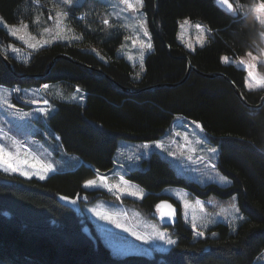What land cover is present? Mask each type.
<instances>
[{"label":"trees","instance_id":"trees-1","mask_svg":"<svg viewBox=\"0 0 264 264\" xmlns=\"http://www.w3.org/2000/svg\"><path fill=\"white\" fill-rule=\"evenodd\" d=\"M230 1L236 5V1L253 4L257 0ZM47 5L48 0H0V15L8 23L28 22L33 28L34 16L47 13ZM143 9L153 32V49L142 69L119 54L127 30L114 19L104 23L109 15L99 0H85L69 8V24L80 33V41L43 46L27 62L8 55L18 71L42 73L56 54L67 53L140 91H123L108 77L97 76L96 71L67 59H59L45 78L19 79L0 58L2 85L58 82L67 90L79 87L85 92L84 102L54 98L56 109L48 118L65 150L83 160L81 164L45 179L10 174L0 168V264H263L257 258L264 251V105L250 109L228 80L195 72L177 86L149 91L142 88L179 81L188 68V59L180 56L187 55L204 72L228 74L247 99L257 103L264 89H248L246 69L226 63L222 57L236 59L251 50L261 54L264 27L252 12H227L217 0H158L157 10L155 0H144ZM183 19L201 23L211 31L207 42L193 51L178 39ZM0 35L2 42L11 40L1 28ZM259 69L264 71V64H259ZM179 115L198 121L219 146V169L232 183L202 186L179 174L159 151L151 152L140 168L126 174L148 193L141 200L127 201L148 214L156 212L161 200L175 203L180 216L173 231L177 243L152 256L116 255L94 222L62 197L75 199L89 193L96 197V191L86 189L84 182L114 167L120 138L159 139ZM167 186H181L200 197L236 194L243 219L235 228L218 222L205 237L195 238L181 216L180 203L162 192Z\"/></svg>","mask_w":264,"mask_h":264},{"label":"rangeland","instance_id":"rangeland-1","mask_svg":"<svg viewBox=\"0 0 264 264\" xmlns=\"http://www.w3.org/2000/svg\"><path fill=\"white\" fill-rule=\"evenodd\" d=\"M84 1L72 0V3H69L68 0H48V5L46 6L48 12L42 11L34 16L33 28L30 27L28 22L19 24L8 23L0 15V28L11 39L9 42H2L3 36L0 35V50L5 55H9L18 61L27 62L32 54L43 46L51 45L58 41H80V33L69 24V8L73 5H81ZM99 1L105 6V11L109 15L107 18L109 23L111 19H114L127 30V36L119 47V54L133 65L142 69L147 53L153 49V32L146 12L143 8L139 9V11L128 9L123 0ZM261 3L262 1L260 0L255 1L253 4H243L236 1V5H234L236 11L233 12H252L264 27V13L258 16L256 12ZM145 20L146 24L144 27L147 28L149 36L144 35V27H142L141 22ZM197 25H200V27L197 28ZM13 30L17 31V36L12 35ZM58 33H61V35L58 36ZM210 35V29L201 23L192 22L189 19H183L179 23L178 39L190 51H193L197 46L204 45ZM19 37H23V39ZM149 37L152 43L151 49H143L139 44L135 43L138 39L149 42ZM45 41H48V43L45 44ZM30 44H35L37 47H29ZM259 46L261 54L251 50L236 59L229 57L226 62L235 63L246 69V87L251 90L264 89V84L257 83L258 79L264 78V71L259 69V64H264V31L261 33ZM13 48L19 49V51H13ZM92 50L102 58L96 48L92 47ZM249 64L254 65V68L249 69ZM250 71L256 73V79L249 75ZM44 84L49 85L48 89L45 90L43 88ZM17 88L20 91H14ZM54 98L84 102L85 92L79 87L67 90L65 86L58 82L26 87L0 84V144H3L5 149L13 154L15 157L13 162L21 169L19 172H14L6 165L0 163V168L3 171L23 177L26 176L22 173L28 172L30 177L27 178H40V176L35 174L39 172L40 175L47 178L53 173L73 169L82 163L83 160H78L77 155L68 153L65 150L59 135L49 125L48 118L56 109L53 103ZM45 99L48 100L51 106V111L46 118L37 119L35 116L29 117L25 115V113L34 112L38 107H47L42 103H33V101ZM192 122L202 126L198 121L179 115L159 139L135 141L120 138L114 156V167L110 171L99 173L91 179L105 176L109 184H121L120 177L123 176L125 180L129 181L130 187L144 193L142 197L144 198L148 193L147 190L140 184L129 180L126 174L135 168H140L142 160L147 158L151 152L159 151L170 159L177 172L187 179L194 180L202 186L211 183L221 186L230 185L232 179L225 175L218 166L219 146L210 140L211 138L203 127V130H201V127H197ZM156 141L161 142L163 148H158L155 144ZM144 144H148L149 147H142ZM212 148L217 149L215 154L209 151ZM172 153H175V155ZM0 158H2V154H0ZM209 158H211L210 162L216 165L215 169L208 166ZM23 161H28V163L25 164ZM37 162L51 164L53 166L52 171L43 172ZM33 165H36V167H33ZM219 176L227 177V181H221ZM87 181L84 182V187L90 191H96V197L94 193H89L82 195L80 198H75V203L69 201H66V203L68 202L69 205L75 206L80 213L87 215L94 222L98 234H101L102 240L116 255L145 254L152 256L156 252L167 251L173 246L167 243L169 238L177 242V237L173 233L175 227L162 225L157 216V211L153 214H148L127 201V199L141 200L142 198H137L127 193H118L115 190L109 191L99 183L95 186H87ZM162 192L170 195L180 203L181 216L184 222L192 228L195 238L205 237L210 228L218 222H226L235 228L240 220L243 219L236 194L229 197H221L216 194L200 197L181 186H167ZM103 193L108 195L103 196ZM184 201L188 202L187 207L184 206ZM236 208L239 211H236ZM94 209L95 211H93ZM97 213L109 215L112 219L105 220ZM193 223L196 224L195 229L192 227ZM117 224H122L124 227H117ZM125 229H131L146 237L152 236L153 239L148 242L139 240L132 235V231H126ZM197 231L204 233V235H197ZM157 232L164 233L163 240L155 235ZM210 234L215 236L216 232H211ZM257 261L264 264V251L258 256Z\"/></svg>","mask_w":264,"mask_h":264},{"label":"snow or ice","instance_id":"snow-or-ice-1","mask_svg":"<svg viewBox=\"0 0 264 264\" xmlns=\"http://www.w3.org/2000/svg\"><path fill=\"white\" fill-rule=\"evenodd\" d=\"M69 3H72V0H68ZM220 3L224 4L228 10L230 12H233V11H236V8H234L233 4L230 2V0H219ZM123 3L127 6L128 9H132V10H135V11H139V9L143 8L144 6V0H123ZM256 12L258 13V16L261 14V13H264V2H262L260 4V7H258L256 9ZM187 22V21H185ZM104 23L105 24H108L109 21L108 20H104ZM142 27H144V25L146 24V20L145 21H142ZM197 28L200 27V25H197L196 26ZM12 35L13 36H17L18 33L16 30H13L12 31ZM61 35V33H58V36ZM144 35L145 36H149V33L147 31V28L144 27ZM20 39H23V37H19ZM67 38V37H65ZM45 44L48 43V41H45L44 42ZM135 43L139 44L143 49H151L152 48V43L150 42V37H149V42H145L144 40H136ZM201 43H203V41H201ZM29 47H32V48H36L37 45L35 44H30ZM13 51H19V49H15L13 48ZM143 55V54H142ZM222 59L227 62L229 60V57L228 56H224L222 57ZM254 59V58H253ZM248 68L249 69H252L254 68V65L252 64H249L248 65ZM249 75L253 78V79H256V73L254 71H250L249 72ZM257 83L258 84H264V78H260L257 80ZM49 85L48 84H44L43 85V88L46 90L48 89ZM249 87H251V85H249ZM14 91H20V89H14ZM5 103H7V101H5ZM34 104H43L47 107H38L37 109H35L34 112H28V113H25L26 116H29V117H33L35 116L37 119L41 118V117H44L46 118L49 114V112L51 111V106L49 105V102L48 100H42V101H33ZM11 107H14V106H11ZM193 124H195L197 127H201V130L202 129V126L196 124V122H192ZM57 139H59L57 137ZM185 139H187V137H185ZM156 146L158 148H163V144L159 141H156L155 142ZM142 147L144 148H148L149 145L148 144H144L142 145ZM209 151L213 154L216 153L217 149L216 148H212V149H209ZM0 154H2V158H0V163H2L3 165H6L8 168H10L12 171L14 172H19L21 171V169L18 167L17 164H15L13 161L15 159V157L13 156V154L11 152H9L7 149H5V147L3 146V144H0ZM173 155H175V153H172ZM203 159V158H201ZM211 158H209V162H208V166L215 169L216 165L214 163H211L210 162ZM23 163L27 164L28 161H23ZM39 164V167L43 170V172L47 173L49 171H52V165L51 164H42L40 162H37ZM33 167H36V165H33ZM24 176L26 177H30V174L28 172H23L22 173ZM36 175L40 176V179H44L45 177L43 175H40L39 172L35 173ZM219 179L221 181H227V177H224V176H219ZM120 180L122 181L121 184H109L107 182V177L105 176H99L98 179H90L86 182V185L87 186H95L97 185L98 183L100 185H102L104 188H107L109 191H117L118 193H127L131 196H134V197H137V198H142L144 193L142 191H137V190H134L132 187L129 186V181L125 180L123 176L120 177ZM62 199H64L65 201H69L71 203H75L76 201L68 196H63ZM199 203V201H198ZM184 206L187 207L188 206V202L187 201H184ZM157 209L160 211V216L161 218H164V217H168V218H172L174 215H175V209L173 207V205L167 201H163L161 202V204H158L157 206ZM235 207V205H234ZM95 211V209L93 210ZM236 211H239L238 208H236ZM97 215H101L103 219L105 220H111L112 217L109 216V215H106V214H101V213H97ZM115 222V221H113ZM117 227H124V225L122 224H117ZM192 227L195 229L196 228V224L193 223ZM126 231H132L131 229H125ZM197 235H204V233L202 232H199L197 231L196 233ZM132 235L133 236H136L137 239L139 240H143L145 242H148L149 240L153 239L152 236H144V235H140L139 233L135 232V231H132ZM156 236H158L161 240L164 239V233H160V232H157L155 234ZM214 235V234H213ZM167 243L170 244V245H175L177 242L173 239H168L167 240Z\"/></svg>","mask_w":264,"mask_h":264},{"label":"water","instance_id":"water-1","mask_svg":"<svg viewBox=\"0 0 264 264\" xmlns=\"http://www.w3.org/2000/svg\"><path fill=\"white\" fill-rule=\"evenodd\" d=\"M231 3L233 4V2H231ZM217 4L221 8L226 10L227 12H230L228 10V8L224 4L219 2V0H217ZM233 6H234V4H233ZM155 8L157 10V8H158V0H155ZM155 28H156V26H155ZM155 32H156V34L159 35V31L157 29L155 30ZM162 41L164 42L165 46L167 47L169 53H171L170 45L167 43V41L164 38H162ZM180 57H184V58L188 59V68H187V71H186L185 75L179 81H177V82L155 83V84H151V85H149L147 87L142 88V90L149 91V90H154V89H158V88H162V87L177 86V85L183 83L184 81H186L189 78V76L191 75L192 72H195V73H197V74H199L201 76H204V77H222V78L228 80L230 82L234 92L236 93V95L240 99V101L245 106H247L250 109H258V108H261L264 105V94L261 96L259 102L252 103V102H250L247 99V97L245 96L243 90L239 87V85L228 74H226L224 72H221V71L204 72L201 69H199L197 66H195L192 63L191 59L187 55H182ZM0 58L5 63L7 68L19 79H28V78L40 79V78H44L51 72V70L54 67L55 63L59 59H67V60H69V61H71V62H73V63H75L77 65L85 66L89 71H96L97 72V76H102L103 75V76L108 77L115 85L119 86L121 88V90H123V91H126V92H137V91H140V89L139 90L138 89L134 90V89H131L129 87H126V86L122 85L113 76H111L109 73L104 71L102 68H97V67H95L93 65L84 63L81 60H78V59L74 58L70 54L63 53V52L56 54L51 59V61L49 62V65H48L47 69L45 70V72H42V73L19 72L16 69V66L13 63V61L7 55H5L1 50H0ZM163 201H167V202H169V203H171L173 205V207L175 209V215L172 218H168V217L161 218L160 211L156 207L157 216H158V218H159V220H160L162 225L174 227L179 222V209H178L176 204H174L172 201H170L168 199L161 200L158 204H161V202H163Z\"/></svg>","mask_w":264,"mask_h":264},{"label":"bare ground","instance_id":"bare-ground-1","mask_svg":"<svg viewBox=\"0 0 264 264\" xmlns=\"http://www.w3.org/2000/svg\"><path fill=\"white\" fill-rule=\"evenodd\" d=\"M19 72H21V71H19ZM25 73H33V72H25ZM45 78V77H44ZM28 79H31V78H28ZM35 79V78H34ZM40 79H42V78H40ZM166 227V226H165ZM175 227V226H174ZM101 235V234H100Z\"/></svg>","mask_w":264,"mask_h":264}]
</instances>
